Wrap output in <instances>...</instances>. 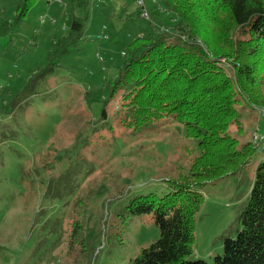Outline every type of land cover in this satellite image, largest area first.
Wrapping results in <instances>:
<instances>
[{
  "label": "rangeland",
  "instance_id": "obj_1",
  "mask_svg": "<svg viewBox=\"0 0 264 264\" xmlns=\"http://www.w3.org/2000/svg\"><path fill=\"white\" fill-rule=\"evenodd\" d=\"M18 3L0 0V264H130L159 235L153 217L133 215L131 204L167 194L199 150L173 119L128 128L111 85L129 45L176 18L161 0L144 1L149 20L135 0H86L82 37L48 67L53 43L84 12L35 0L15 23ZM236 109L228 134L255 153L202 190L193 258L206 264L235 236L264 160V105Z\"/></svg>",
  "mask_w": 264,
  "mask_h": 264
},
{
  "label": "trees",
  "instance_id": "obj_2",
  "mask_svg": "<svg viewBox=\"0 0 264 264\" xmlns=\"http://www.w3.org/2000/svg\"><path fill=\"white\" fill-rule=\"evenodd\" d=\"M34 1L19 0L15 23ZM161 1L175 23L129 45L111 98L121 90L116 115L128 128L173 119L197 142L199 156L187 176L168 182L163 197L133 200L131 213L151 215L159 235L130 264H206L193 258L202 190L242 170L255 153L251 144L240 147L228 130L238 123L241 101L264 105V0ZM66 2L83 18L73 16L68 34L55 40L48 67L78 44L85 28L86 0ZM250 186L239 228L213 264H264V160Z\"/></svg>",
  "mask_w": 264,
  "mask_h": 264
},
{
  "label": "built area",
  "instance_id": "obj_3",
  "mask_svg": "<svg viewBox=\"0 0 264 264\" xmlns=\"http://www.w3.org/2000/svg\"><path fill=\"white\" fill-rule=\"evenodd\" d=\"M64 0H57V3L58 4H62ZM136 1V4L139 6L140 8V15L142 18H144L145 20H149V14L143 10V6H144V1L145 0H135Z\"/></svg>",
  "mask_w": 264,
  "mask_h": 264
}]
</instances>
